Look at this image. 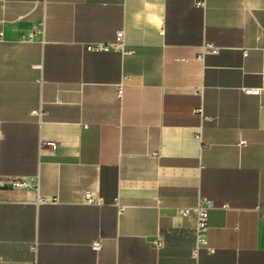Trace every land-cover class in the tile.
Here are the masks:
<instances>
[{
    "label": "crops",
    "instance_id": "0c3cea01",
    "mask_svg": "<svg viewBox=\"0 0 264 264\" xmlns=\"http://www.w3.org/2000/svg\"><path fill=\"white\" fill-rule=\"evenodd\" d=\"M195 1L0 0V264H264V0Z\"/></svg>",
    "mask_w": 264,
    "mask_h": 264
},
{
    "label": "built area",
    "instance_id": "2783aa9c",
    "mask_svg": "<svg viewBox=\"0 0 264 264\" xmlns=\"http://www.w3.org/2000/svg\"><path fill=\"white\" fill-rule=\"evenodd\" d=\"M196 4L203 5L204 0H196ZM44 29V20L41 21L39 27L36 28L35 31H32L28 34V37H33L36 33H43ZM124 35L123 30H118L116 33V37L114 41L111 42H91L88 43L86 46L88 49L94 50H110V49H118L122 52L127 51L124 46ZM219 46L213 44L212 42H205L202 46V53L205 52H212L215 53L219 50ZM244 54H246V50H244ZM264 75V74H263ZM124 80L130 79L129 75H124ZM262 86H250L246 85L243 87L244 92L246 93H253L259 94L262 90ZM122 91V82L118 87V92L121 93ZM32 114L36 115L38 120L42 119L43 110L41 106L32 109ZM47 144L55 146L54 141H46ZM7 186L13 190H26V189H35L38 190V180H34L29 177H21V178H11ZM84 203L86 204H102L103 200L101 196L95 194L92 191H85L83 195ZM38 201H42V198L38 197ZM119 209L121 210V206L118 204ZM212 207V202L207 197L203 195H198L195 202L190 206H181L177 208V213L180 217L187 216L192 214L194 216V225H193V232L195 236V241L193 247L191 249V254L193 256H197L198 252L202 249H205L209 252H213V248L209 246L208 241V212L209 209ZM223 207H227L225 204ZM102 242L101 239H96L91 243V248L94 251H99L101 249Z\"/></svg>",
    "mask_w": 264,
    "mask_h": 264
}]
</instances>
